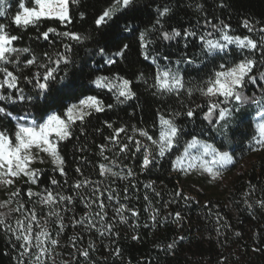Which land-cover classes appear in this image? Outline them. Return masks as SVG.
<instances>
[{
  "label": "trees",
  "instance_id": "obj_1",
  "mask_svg": "<svg viewBox=\"0 0 264 264\" xmlns=\"http://www.w3.org/2000/svg\"><path fill=\"white\" fill-rule=\"evenodd\" d=\"M41 5L0 15V152L17 156L0 167V264H264V0H67L65 19ZM224 34L254 44L253 66L218 106L157 87L166 50ZM220 67L197 50L178 64L186 86ZM160 118L232 165L171 171ZM21 120L48 126L46 158L22 156Z\"/></svg>",
  "mask_w": 264,
  "mask_h": 264
},
{
  "label": "rangeland",
  "instance_id": "obj_2",
  "mask_svg": "<svg viewBox=\"0 0 264 264\" xmlns=\"http://www.w3.org/2000/svg\"><path fill=\"white\" fill-rule=\"evenodd\" d=\"M8 0H0V15L7 6ZM41 18H67V0H42L41 7L34 12ZM254 44L247 39L231 38L224 34L215 40H203L189 36L183 41L166 50L157 59V87L159 89H182L189 97L194 107H216L228 98L238 88L243 78L253 66ZM197 50L203 57L218 55L221 67L214 83H201L186 86L178 70V64L183 54ZM261 112L254 119L256 138L264 140V102L260 103ZM224 113L222 117H224ZM24 137L18 145L22 156L27 162L36 161L48 156V126L30 120L19 121ZM176 130L164 119H159L160 156L171 171L197 168L198 174L208 176L209 170L219 171L232 165L228 153L218 152L210 143L193 139L183 144L175 142ZM16 153L10 150L0 152V167H8L15 162ZM208 170V171H207ZM219 183L228 179L217 178ZM12 177L0 179V185L12 186Z\"/></svg>",
  "mask_w": 264,
  "mask_h": 264
}]
</instances>
